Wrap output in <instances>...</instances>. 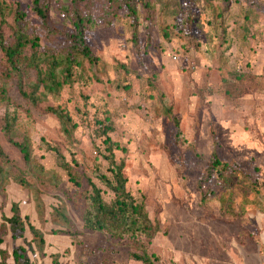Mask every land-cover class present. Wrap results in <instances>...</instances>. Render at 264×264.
Instances as JSON below:
<instances>
[{"label":"rangeland","instance_id":"1","mask_svg":"<svg viewBox=\"0 0 264 264\" xmlns=\"http://www.w3.org/2000/svg\"><path fill=\"white\" fill-rule=\"evenodd\" d=\"M5 1L9 10L19 5L26 12V29L43 47L63 43L43 29L32 0ZM151 1L153 14L139 5L133 41L127 7H112L107 23L102 10L109 0H96L99 19L87 31V43L99 61L85 62L73 85L61 95L44 94L39 107L24 101L13 81L12 104L0 100V143L11 160L4 209L0 195V227L2 214L11 217V205L18 203L23 217L45 233L47 254H30L34 264H53V254L65 264H141L131 257L127 239L84 227L86 179L95 180L98 168L107 173L94 133L95 118L107 116L116 129L111 139L126 150H117L116 158L126 162L127 188L145 201L151 218L161 220L150 247L159 256L155 264H264V188L255 193L239 185L218 192L215 178L205 186L214 192L206 203L197 188L214 153L264 185V0ZM63 2L52 1L57 28L71 26L58 17ZM7 18L13 24L12 15ZM5 35L11 42L12 32L6 29ZM4 70L0 49V85ZM232 72L251 78L249 92L235 102L225 94ZM48 107L69 113L70 134ZM168 109L180 120L179 136ZM8 112L18 117L15 139L31 141L29 164L3 134ZM50 148L61 152L69 171ZM57 230L73 237L54 234ZM27 238L32 239L29 233ZM12 245L7 235L2 248L10 256ZM8 264H14L11 257Z\"/></svg>","mask_w":264,"mask_h":264},{"label":"trees","instance_id":"2","mask_svg":"<svg viewBox=\"0 0 264 264\" xmlns=\"http://www.w3.org/2000/svg\"><path fill=\"white\" fill-rule=\"evenodd\" d=\"M52 1L32 0V11L41 21L43 29L49 36L63 41L57 47L46 48L42 46L37 36L29 35L26 29L28 23L26 12L19 5L9 10V4L5 0H0V49L5 64L2 74V81L5 83L0 85V100L7 104H12L8 88L9 81L16 84L17 91L24 101L33 107H39L44 101V94L61 95L67 86L73 85L76 69L83 67L85 62L96 64L99 61V57L93 53L87 43V31L93 26L94 21L99 19V16L96 17L93 12L96 0H65L57 7V14L59 18L69 19L71 26L67 27L62 24L60 28H57L51 18ZM223 1L228 3L230 0ZM140 4L147 13L153 14L155 6L151 0H109L102 14L107 23H110L107 19V11L113 10L114 6L120 9L127 7L133 27V41H137L140 27ZM9 14L13 17V24L8 22ZM114 15H117L116 12ZM6 29L12 32L11 42L6 39ZM250 81L249 75L232 72L226 81L227 99L235 102L239 97L248 93ZM168 110L179 136L180 120L170 109ZM46 112L55 115L61 121L65 132L69 134L72 132L68 122L71 121V117L64 109L48 107ZM17 122L16 112L6 113L3 117L2 131L7 142L16 148L24 161L29 164L33 159L31 141L28 137H24L21 142L15 139ZM94 124L95 136L101 141L97 152L107 162L108 167L107 173H103L99 168L96 169L95 180L98 182L92 178L86 179L90 190L83 215L84 227L93 232L108 234L116 239H127L129 247L133 249L130 255L134 260L141 264H155L159 261V256L151 252L150 247L161 233V220L158 215L151 218L145 201H139L127 188L128 179L124 173L126 162L124 159L118 161L116 158L117 150H126L110 137V134L116 130L111 116H107L104 120L95 118ZM50 149L56 152L59 165L69 171L70 165L66 163L61 152L55 148ZM10 164L11 160L0 143L2 209L7 202L5 181L6 171ZM215 178L218 180V192H226L239 185L246 186L255 193H259L264 188L258 180H253L243 173L237 164L223 161L214 153L204 175L197 183L204 203L214 193L211 190H205V186ZM18 182L23 187H29L24 178L18 179ZM106 192L110 194V200L105 198ZM11 213V217L2 214L0 264H8L10 257L14 264H34L30 254L38 253L41 258L47 254L45 233L32 224L28 217H23L18 203H12ZM27 233L31 235V240H28ZM54 234L73 237L70 232L64 230H57ZM7 235L11 236L13 244L11 256L7 250L2 248ZM19 240H23L24 244L18 245ZM51 257L53 264H65L60 262L58 254H53Z\"/></svg>","mask_w":264,"mask_h":264}]
</instances>
